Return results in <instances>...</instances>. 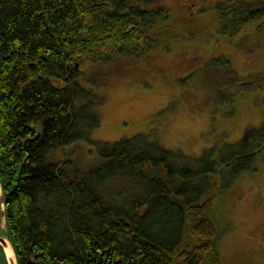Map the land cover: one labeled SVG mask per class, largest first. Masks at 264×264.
<instances>
[{"label": "trees", "instance_id": "1", "mask_svg": "<svg viewBox=\"0 0 264 264\" xmlns=\"http://www.w3.org/2000/svg\"><path fill=\"white\" fill-rule=\"evenodd\" d=\"M215 8L221 35L264 31V0ZM167 17L154 0H0V236L16 264H219L212 198L223 169L232 181L254 168L264 123L196 156L142 133L96 142L86 167L46 160L101 123L104 96L77 81L80 65L149 52ZM203 65L214 102L264 87V73L240 79L225 56Z\"/></svg>", "mask_w": 264, "mask_h": 264}, {"label": "rangeland", "instance_id": "2", "mask_svg": "<svg viewBox=\"0 0 264 264\" xmlns=\"http://www.w3.org/2000/svg\"><path fill=\"white\" fill-rule=\"evenodd\" d=\"M191 0H154L168 17L149 30L152 47L139 55L113 54L106 61L85 60L77 81L102 93L97 108L101 123L86 139L46 152V160L71 159L81 167L97 160L96 142H110L148 134L172 151L196 156L207 147L237 142L264 123V87L228 91L229 103L214 102V91L204 83L203 63L225 56L240 79L264 73V31L257 21L246 24L234 37L221 35L213 4L201 1L192 15L179 3ZM251 170L228 181L224 170L212 198L219 264H264V150ZM228 182V183H227ZM3 227V222L1 224Z\"/></svg>", "mask_w": 264, "mask_h": 264}, {"label": "flooded vegetation", "instance_id": "3", "mask_svg": "<svg viewBox=\"0 0 264 264\" xmlns=\"http://www.w3.org/2000/svg\"><path fill=\"white\" fill-rule=\"evenodd\" d=\"M217 1H220V0H216L214 2V4H213V8L215 9V11H216L215 4H216ZM200 3H202V2L201 1L199 2V1H196V0H191V1H189V3H186V2L185 3L184 2L179 3L180 4L179 7L182 6V9H188L189 10V14L188 15H192V13L195 10H197V8H198L197 6H199Z\"/></svg>", "mask_w": 264, "mask_h": 264}, {"label": "bare ground", "instance_id": "4", "mask_svg": "<svg viewBox=\"0 0 264 264\" xmlns=\"http://www.w3.org/2000/svg\"><path fill=\"white\" fill-rule=\"evenodd\" d=\"M3 246H4V253L6 254L7 257H12L13 258V262H14V253L12 252L10 243H7L6 240L3 241ZM15 264V263H13Z\"/></svg>", "mask_w": 264, "mask_h": 264}, {"label": "water", "instance_id": "5", "mask_svg": "<svg viewBox=\"0 0 264 264\" xmlns=\"http://www.w3.org/2000/svg\"><path fill=\"white\" fill-rule=\"evenodd\" d=\"M4 240H6L5 238H3V237H1L0 236V244L2 245V247H3V251H4V244H3V241ZM7 241V240H6ZM7 243H9L8 241H7ZM10 246H11V244H10ZM11 249H12V247H11ZM12 252H13V250H12ZM5 254V253H4ZM6 255V254H5ZM6 261H7V264H13V263H15L16 264V262H15V256H14V262H13V258L12 257H7L6 256Z\"/></svg>", "mask_w": 264, "mask_h": 264}]
</instances>
